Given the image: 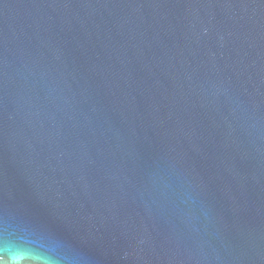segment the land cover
Segmentation results:
<instances>
[{"label": "water", "instance_id": "water-1", "mask_svg": "<svg viewBox=\"0 0 264 264\" xmlns=\"http://www.w3.org/2000/svg\"><path fill=\"white\" fill-rule=\"evenodd\" d=\"M0 264H264V0H0Z\"/></svg>", "mask_w": 264, "mask_h": 264}]
</instances>
